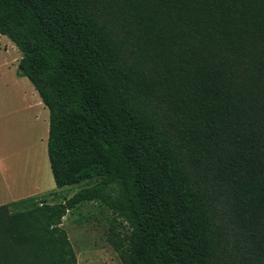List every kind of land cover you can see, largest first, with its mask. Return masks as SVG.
Listing matches in <instances>:
<instances>
[{
  "label": "trees",
  "instance_id": "obj_1",
  "mask_svg": "<svg viewBox=\"0 0 264 264\" xmlns=\"http://www.w3.org/2000/svg\"><path fill=\"white\" fill-rule=\"evenodd\" d=\"M0 33L55 185L86 183L1 204L0 264H77L62 219L93 201L122 264H264V0H0Z\"/></svg>",
  "mask_w": 264,
  "mask_h": 264
},
{
  "label": "crops",
  "instance_id": "obj_2",
  "mask_svg": "<svg viewBox=\"0 0 264 264\" xmlns=\"http://www.w3.org/2000/svg\"><path fill=\"white\" fill-rule=\"evenodd\" d=\"M3 36L6 35L0 33V205L35 196L31 195L33 191L29 192L28 189L42 180L38 172L39 166L36 178L31 177L27 181L25 166L15 168L13 164L19 159L22 161L27 153L24 152L28 148L24 141L25 129L29 134V130L35 125L41 127V134L37 139L38 144L45 148L44 141L46 136L48 138L49 127L48 108L29 79L19 74L21 52L10 39ZM16 103H20L21 107L17 108ZM18 110L20 117H17ZM33 133L35 132H30L32 139L37 135V132L36 135ZM37 189L35 188V191H38Z\"/></svg>",
  "mask_w": 264,
  "mask_h": 264
},
{
  "label": "rangeland",
  "instance_id": "obj_3",
  "mask_svg": "<svg viewBox=\"0 0 264 264\" xmlns=\"http://www.w3.org/2000/svg\"><path fill=\"white\" fill-rule=\"evenodd\" d=\"M5 39H8L6 36ZM17 101V100H16ZM17 108L21 107L20 103H16ZM15 105L13 106V108ZM20 110L17 112V117H20ZM41 127L36 125L29 130V134H24V141L27 143L28 148L24 151L27 152L24 155V159H20L13 164L15 168L25 166L27 181L36 178L37 167L38 172L41 175L42 180L39 184L31 185L28 189L33 191L31 195L37 200L45 199L50 202L64 201L71 196L75 191L79 190L86 183L80 182L73 185H67L63 187H57L53 180L49 161L47 157V136L45 138V148L38 144V136L41 134ZM37 130V131H36ZM35 132L36 135L30 138V132ZM23 135V134H22ZM20 141L21 138L18 137ZM31 142V144H30ZM30 146H34L31 148ZM32 150V154H31ZM10 169H11V165ZM12 173V172H11ZM38 188V191H35ZM21 204H13L12 210H20ZM112 213L104 205L98 202H85L77 205L75 208L67 211L66 215L62 219V227L66 230L70 242L74 248L76 256L78 258V264H122L117 253L111 247L107 241V234L109 226L112 221Z\"/></svg>",
  "mask_w": 264,
  "mask_h": 264
}]
</instances>
